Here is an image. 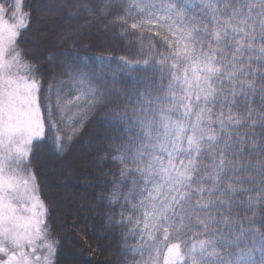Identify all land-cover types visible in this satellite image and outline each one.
Wrapping results in <instances>:
<instances>
[{"label":"snow or ice","instance_id":"obj_1","mask_svg":"<svg viewBox=\"0 0 264 264\" xmlns=\"http://www.w3.org/2000/svg\"><path fill=\"white\" fill-rule=\"evenodd\" d=\"M56 6L97 19L115 13L110 23L139 33L150 54L121 58V68L141 71L135 65L142 63L143 75L114 93L123 106L106 114L119 136L121 187H128L110 198L130 206L117 224L137 238L136 264H264V222L254 227L257 213L264 215V0H199V13L191 0ZM9 11L15 22L5 18ZM29 19L22 0L0 4V264H55L59 243L29 167L53 118L35 64L18 47ZM70 74L80 91L67 102L76 109L68 141L97 104L116 103L85 72ZM67 105L57 93L56 107ZM55 140L63 151L62 137ZM237 197H246L243 218L233 215Z\"/></svg>","mask_w":264,"mask_h":264},{"label":"trees","instance_id":"obj_2","mask_svg":"<svg viewBox=\"0 0 264 264\" xmlns=\"http://www.w3.org/2000/svg\"><path fill=\"white\" fill-rule=\"evenodd\" d=\"M14 1L0 0V4L8 7ZM74 2L22 0V11L30 19L18 37V47L35 64L42 94L50 97L53 108L52 121L45 127V139L38 142L31 154L29 167L35 173L39 195L48 207L50 238L59 242L55 264H136L140 259L137 238L127 234L130 226L117 224L122 208L127 217L130 206L124 205L122 196L116 202L110 198L113 191L127 193L128 187L126 184L121 187L123 166L114 160L119 136L106 114L116 104L123 106V96L114 93L129 87L134 77L143 75L142 63L135 65L141 71L121 68L124 63L121 58L135 62L150 54L146 52V44L142 51L139 33L122 34L119 27L110 23L115 13L107 19H97L84 13L70 15L69 7L56 6ZM191 4L192 10L199 13V0H191ZM11 15L9 11L5 18L10 20ZM66 32L75 34L61 40ZM73 70L85 72L97 92L116 103L97 104L79 133L68 141L76 109L67 102L80 91L70 74ZM57 93L71 111L66 108L62 112L56 107ZM62 116L65 118L61 122ZM57 135L66 145L63 151L56 149ZM243 200L246 197H237L233 215L245 217ZM247 215L250 217L251 213ZM255 221L254 227H260L264 215L257 213Z\"/></svg>","mask_w":264,"mask_h":264},{"label":"rangeland","instance_id":"obj_3","mask_svg":"<svg viewBox=\"0 0 264 264\" xmlns=\"http://www.w3.org/2000/svg\"><path fill=\"white\" fill-rule=\"evenodd\" d=\"M14 2H15V1H14ZM9 22H15V21L12 19V15H11V18H10Z\"/></svg>","mask_w":264,"mask_h":264}]
</instances>
